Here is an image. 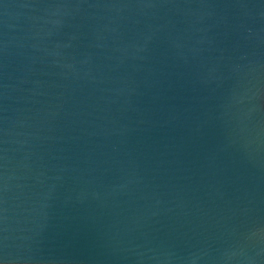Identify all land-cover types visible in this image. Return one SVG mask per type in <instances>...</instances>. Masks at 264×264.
Here are the masks:
<instances>
[{
  "label": "water",
  "instance_id": "1",
  "mask_svg": "<svg viewBox=\"0 0 264 264\" xmlns=\"http://www.w3.org/2000/svg\"><path fill=\"white\" fill-rule=\"evenodd\" d=\"M0 264H264V0H0Z\"/></svg>",
  "mask_w": 264,
  "mask_h": 264
}]
</instances>
